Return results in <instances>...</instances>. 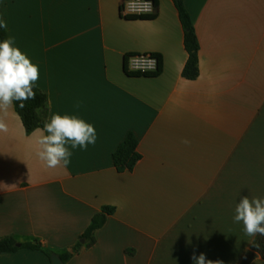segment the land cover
<instances>
[{"label":"crops","instance_id":"0c3cea01","mask_svg":"<svg viewBox=\"0 0 264 264\" xmlns=\"http://www.w3.org/2000/svg\"><path fill=\"white\" fill-rule=\"evenodd\" d=\"M123 0H0L14 38L53 113L94 125L97 140L47 168L14 109L0 132V239L71 254L92 218L112 208L94 244L63 264H195L192 255L241 264L256 238L233 220L244 196L264 199V0H180L199 44L195 80L173 0L127 21ZM129 54H155L156 78L124 74ZM81 102L79 109L74 105ZM128 134L139 161L118 173L112 154ZM187 138L190 145L181 141ZM0 264H51L41 252ZM249 264H264L257 257Z\"/></svg>","mask_w":264,"mask_h":264},{"label":"clouds","instance_id":"9594fccd","mask_svg":"<svg viewBox=\"0 0 264 264\" xmlns=\"http://www.w3.org/2000/svg\"><path fill=\"white\" fill-rule=\"evenodd\" d=\"M7 28V21L0 18V29ZM14 43L13 37L0 41V132L4 133L8 132L5 117L9 110L14 109L16 102L20 109H24L27 101L35 99L34 86L40 78L39 66ZM80 106L79 101L74 105L76 109ZM33 111L39 116L43 109L36 107ZM35 131L39 133L36 155L47 168H67L73 154L70 149L86 151L97 140L94 125L77 115L53 113L44 120L43 127ZM181 142L185 145L191 143L187 138ZM233 220L242 222L246 235L264 236V199L242 197L236 204ZM192 260L195 264H223L220 260L207 259L204 253L199 256L193 253Z\"/></svg>","mask_w":264,"mask_h":264},{"label":"trees","instance_id":"16d2710c","mask_svg":"<svg viewBox=\"0 0 264 264\" xmlns=\"http://www.w3.org/2000/svg\"><path fill=\"white\" fill-rule=\"evenodd\" d=\"M124 1V0H123ZM154 6V13L148 15H123L122 13V4L120 6V16L121 18L127 21H147L155 18L156 14V1L150 0ZM174 7L177 11L178 19L183 30V46L187 54V61L182 70V78L185 80H195L198 77V52L199 44L197 37L195 35L194 28L191 23L189 14L183 7L180 0H173ZM6 38L4 29H0V41ZM154 57L157 61V66L155 71L152 72H141V71H130L128 69V61L132 57L139 56L138 54H129L124 58L123 71L124 74L128 77L133 78H156L161 73V60L158 55L149 54ZM36 91V97L34 100H29L26 102V107L24 109L19 108V103L16 102L14 110L18 115L21 124L27 134L32 133L37 128L43 127V122L46 119L45 108H46V97L44 94ZM36 107H41L43 111L39 116L33 111ZM140 156L137 153V139L133 134H128L125 139L117 146L115 151L112 154V162L115 170L118 173H123L126 171H131L135 164L139 161ZM114 210L112 208L105 207L101 210V213L95 215L90 225L87 227L85 232L80 238V242L72 249L71 254H77L84 243L87 247H90L94 244V234L97 230L102 228L106 222L107 216L112 215ZM17 243L14 239L7 237L0 239V254H9L15 253L18 250H29L37 251L43 253L49 260L52 254L48 251H45L41 246L34 243L21 244L19 247H16ZM71 254H63L60 256V259L63 262H66ZM261 258L264 261V236L257 235L250 251L246 254L243 262L241 264H249L255 258Z\"/></svg>","mask_w":264,"mask_h":264},{"label":"built area","instance_id":"2783aa9c","mask_svg":"<svg viewBox=\"0 0 264 264\" xmlns=\"http://www.w3.org/2000/svg\"><path fill=\"white\" fill-rule=\"evenodd\" d=\"M123 15H148L154 13V6L150 0H124L122 1ZM157 61L149 54L132 57L128 61L130 71L152 72L155 71Z\"/></svg>","mask_w":264,"mask_h":264},{"label":"water","instance_id":"95a60500","mask_svg":"<svg viewBox=\"0 0 264 264\" xmlns=\"http://www.w3.org/2000/svg\"><path fill=\"white\" fill-rule=\"evenodd\" d=\"M20 245L17 244L16 247H19ZM51 264H63L60 257L56 254H53L50 258Z\"/></svg>","mask_w":264,"mask_h":264}]
</instances>
